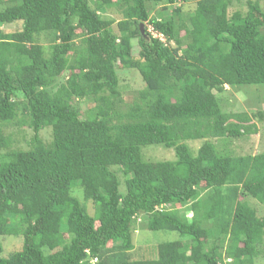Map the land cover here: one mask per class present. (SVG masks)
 Segmentation results:
<instances>
[{"label":"trees","instance_id":"obj_1","mask_svg":"<svg viewBox=\"0 0 264 264\" xmlns=\"http://www.w3.org/2000/svg\"><path fill=\"white\" fill-rule=\"evenodd\" d=\"M190 1L0 0V26L22 23L0 30V236L22 239L6 258L0 243V264H255L264 217L246 198L264 204V152L233 143L262 115L224 112L219 96L264 87V11L197 0L188 13ZM118 67L144 83L128 104ZM9 125L32 131L28 149H11ZM154 145L174 160L145 161ZM143 230L178 237L149 248Z\"/></svg>","mask_w":264,"mask_h":264},{"label":"rangeland","instance_id":"obj_2","mask_svg":"<svg viewBox=\"0 0 264 264\" xmlns=\"http://www.w3.org/2000/svg\"><path fill=\"white\" fill-rule=\"evenodd\" d=\"M197 0H191L189 3L182 5V8L185 12H191L195 8V2ZM246 0H232V4L228 7V15L231 13L242 10L245 12L246 10ZM259 5L264 11V0H258ZM164 5H154L149 4L150 17H156L158 14H161L162 17H166L167 12L164 10ZM162 12V13H161ZM116 19L118 17L117 13L111 10L108 15L105 16ZM22 23L16 22L12 24H6L0 26V30L5 32H14L21 28ZM115 29V25H113ZM39 43L43 46L49 45V42L44 38L40 37ZM132 53L133 55H137L138 53V45L137 40L133 39L131 41ZM119 71V90L121 92L122 99L125 104L131 103L136 95V93L144 88V83L141 81L140 75L133 70H123L118 67ZM221 101V107L224 112H248V113H260L262 117H255L254 121L258 129V133L255 136H252L251 139L246 141L234 142L233 144L241 149L243 154H257L264 152V87L263 86H247L242 89H230L225 87V91L221 93L219 96ZM81 111V117L86 118L88 116V110L93 107V103L90 101H83L78 103ZM4 133L8 135L11 140V149L12 150H26L29 147V141L32 137V131L24 127H17L13 125H9L4 128ZM40 137L42 140L48 144L51 141V130L49 128L44 129L40 132ZM187 145L195 151L200 145L201 141L188 142ZM216 146L218 150L221 149L220 141L216 142ZM143 158L145 161L157 162V161H172L174 160V152L171 149L163 148L160 145L148 146L143 150ZM119 178L120 174L118 173ZM123 192V189H120ZM75 196L81 198V193L76 191L74 193ZM248 202V206L255 210L256 216L258 218L264 217V204H259L257 201L252 198H246ZM88 211L91 213L93 211L91 205L88 206ZM187 217L189 218L191 213L188 211ZM136 239H140L141 243L147 247H153L161 242L173 241L178 237L177 233L174 232H166V231H148L143 230L137 236ZM0 243L2 244L3 251L2 257L6 258L9 254L20 249L22 245V239L19 236L10 235H2L0 236ZM139 246V245H138ZM137 246V247H138ZM264 248V247H263ZM262 248L261 255L255 260V264H264V249ZM143 248H141L142 250ZM139 249H136V252ZM143 253V250H142ZM142 253L137 252L138 255L142 257Z\"/></svg>","mask_w":264,"mask_h":264},{"label":"built area","instance_id":"obj_3","mask_svg":"<svg viewBox=\"0 0 264 264\" xmlns=\"http://www.w3.org/2000/svg\"><path fill=\"white\" fill-rule=\"evenodd\" d=\"M148 33L151 35L152 38H158L161 40V42L166 44V40H165L164 36L160 33L153 31L151 27H148Z\"/></svg>","mask_w":264,"mask_h":264},{"label":"water","instance_id":"obj_4","mask_svg":"<svg viewBox=\"0 0 264 264\" xmlns=\"http://www.w3.org/2000/svg\"><path fill=\"white\" fill-rule=\"evenodd\" d=\"M140 30H141V32L143 33V30H142V25H140Z\"/></svg>","mask_w":264,"mask_h":264},{"label":"clouds","instance_id":"obj_5","mask_svg":"<svg viewBox=\"0 0 264 264\" xmlns=\"http://www.w3.org/2000/svg\"><path fill=\"white\" fill-rule=\"evenodd\" d=\"M157 33H158V32H157ZM157 39H158V38H157ZM166 45H168L167 41H166V44H165V46H166ZM86 253H87V251H86Z\"/></svg>","mask_w":264,"mask_h":264}]
</instances>
